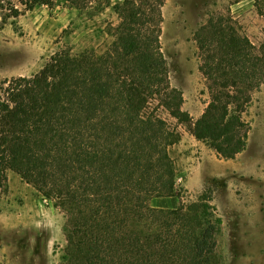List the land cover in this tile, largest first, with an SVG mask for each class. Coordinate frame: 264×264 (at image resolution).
<instances>
[{
  "label": "trees",
  "instance_id": "16d2710c",
  "mask_svg": "<svg viewBox=\"0 0 264 264\" xmlns=\"http://www.w3.org/2000/svg\"><path fill=\"white\" fill-rule=\"evenodd\" d=\"M85 1L67 0L77 9ZM52 4L0 0V21ZM253 6L264 18V0ZM161 7L121 0L103 50L59 48L32 76L0 85V188L11 171L64 213L59 264H219L211 191L178 209L150 206L178 197L169 150L180 135L161 112L234 159L247 144L251 94L264 84V42L256 48L224 16L195 32L210 100L193 120L170 82Z\"/></svg>",
  "mask_w": 264,
  "mask_h": 264
},
{
  "label": "rangeland",
  "instance_id": "374dc122",
  "mask_svg": "<svg viewBox=\"0 0 264 264\" xmlns=\"http://www.w3.org/2000/svg\"><path fill=\"white\" fill-rule=\"evenodd\" d=\"M119 1L87 0L77 9L67 0H53L50 7L37 6L16 19L0 21V85L32 76L59 48L72 53L103 50L110 41L107 30L118 23L113 7ZM161 1V48L170 82L183 94L182 110L196 120L210 97L198 69L195 32L210 18L224 16L259 48L264 18L253 0ZM161 117L180 135L169 150L176 177L182 178L176 185L179 207L211 191L210 205L222 221L216 236L219 264H264V84L251 94L243 115L250 127L247 144L234 159H223L195 140L168 113L161 112ZM64 223V213L51 201L6 172L0 188V264H59L66 245Z\"/></svg>",
  "mask_w": 264,
  "mask_h": 264
},
{
  "label": "crops",
  "instance_id": "0c3cea01",
  "mask_svg": "<svg viewBox=\"0 0 264 264\" xmlns=\"http://www.w3.org/2000/svg\"><path fill=\"white\" fill-rule=\"evenodd\" d=\"M193 180V178H190ZM150 206L159 209H177L179 207V199L171 198H155L150 201Z\"/></svg>",
  "mask_w": 264,
  "mask_h": 264
},
{
  "label": "built area",
  "instance_id": "2783aa9c",
  "mask_svg": "<svg viewBox=\"0 0 264 264\" xmlns=\"http://www.w3.org/2000/svg\"><path fill=\"white\" fill-rule=\"evenodd\" d=\"M182 181V178L181 177H176V185L178 184V183H180Z\"/></svg>",
  "mask_w": 264,
  "mask_h": 264
}]
</instances>
